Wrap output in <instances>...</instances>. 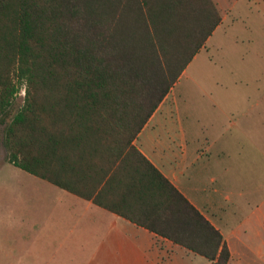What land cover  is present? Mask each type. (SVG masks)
Segmentation results:
<instances>
[{
	"label": "trees",
	"instance_id": "obj_1",
	"mask_svg": "<svg viewBox=\"0 0 264 264\" xmlns=\"http://www.w3.org/2000/svg\"><path fill=\"white\" fill-rule=\"evenodd\" d=\"M221 22L213 0H0V116L26 85L9 162L88 199L105 183L118 203L96 204L228 264L221 233L134 146Z\"/></svg>",
	"mask_w": 264,
	"mask_h": 264
},
{
	"label": "crops",
	"instance_id": "obj_2",
	"mask_svg": "<svg viewBox=\"0 0 264 264\" xmlns=\"http://www.w3.org/2000/svg\"><path fill=\"white\" fill-rule=\"evenodd\" d=\"M213 1L221 24L134 146L221 233L231 254L228 264H264V85L243 92L238 83L195 84L201 99L189 85L184 100L175 95L226 22L237 20L232 13L242 0ZM74 183L85 194L94 186L78 173ZM104 186L91 199L59 188L65 193L60 197L64 209L57 229L60 249L89 252L82 264H211L205 256L96 204V198L106 205L118 203Z\"/></svg>",
	"mask_w": 264,
	"mask_h": 264
},
{
	"label": "rangeland",
	"instance_id": "obj_3",
	"mask_svg": "<svg viewBox=\"0 0 264 264\" xmlns=\"http://www.w3.org/2000/svg\"><path fill=\"white\" fill-rule=\"evenodd\" d=\"M232 16L237 20L226 22L228 27L217 33L175 89L180 100L185 99L187 85L193 91L195 84L238 83L243 92L264 85V0H242ZM193 92L202 98L201 91ZM25 97L23 84L0 116V264H82L89 252L59 247L57 229L64 209L60 197L65 193L9 162L5 132Z\"/></svg>",
	"mask_w": 264,
	"mask_h": 264
}]
</instances>
